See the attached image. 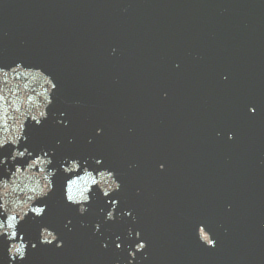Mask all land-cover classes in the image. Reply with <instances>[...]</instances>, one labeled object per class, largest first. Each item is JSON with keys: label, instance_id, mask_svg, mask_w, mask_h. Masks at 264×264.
Returning a JSON list of instances; mask_svg holds the SVG:
<instances>
[{"label": "water", "instance_id": "water-1", "mask_svg": "<svg viewBox=\"0 0 264 264\" xmlns=\"http://www.w3.org/2000/svg\"><path fill=\"white\" fill-rule=\"evenodd\" d=\"M168 264H264V33L216 129Z\"/></svg>", "mask_w": 264, "mask_h": 264}, {"label": "clouds", "instance_id": "clouds-1", "mask_svg": "<svg viewBox=\"0 0 264 264\" xmlns=\"http://www.w3.org/2000/svg\"><path fill=\"white\" fill-rule=\"evenodd\" d=\"M54 88H55V84L53 83V84H52V89L54 90ZM52 92H53V91H52ZM52 92H51V93H52ZM51 103H52V101H51V99H50V100H49V104H51ZM249 111H250L251 113H254L255 109H253V108H249ZM34 119H35V118H34ZM44 119H47V113H41V118H40V119H36V124L39 125L40 122H41L42 120H44ZM99 133H100V130L98 129V130H97V134H99ZM229 138L231 139V134H229ZM0 148H3V144H0ZM25 150H27V148H25ZM20 155L23 156V152H21ZM44 155H45V156H48L47 153H44ZM12 158L15 159V156H13ZM52 161H53V160H52L51 157H50L49 162L51 163ZM101 162H102L101 160L97 159V160L95 161V164H96L97 166H99V165L101 164ZM2 163H4V161H3V160H0V164H2ZM67 163H68V166H71V165H81V164H82L79 160H69ZM86 163H87V162H84L83 164H86ZM161 167H163V166H161ZM63 168H65V166H64V164H61V165H60V169H63ZM56 171H57V169L53 168V169H52V175H55V174H56ZM100 171L107 172L109 176H112V177H113V183H112V186H110V187H111V191H112V193H113L114 191L119 190L120 185H119V183H117V182L115 181L114 176H113V173L110 172V171H107V170H100ZM52 190H53V187L50 186L49 189H48V192L50 193ZM45 195L47 196L48 193H45ZM64 195H65V193H64ZM108 195H109V192H107V191L103 193V196H105V197H107ZM65 199H66L67 202H71V201H73V195L71 194L70 191L67 193ZM41 209H44V208H41ZM114 210H115V203H113V208H112V210H109V211L107 212V214H106V216H105V219H106V220H113V219H114V215H113ZM87 211H88V209H87L85 206H80V207L78 208V212H79L80 215H84ZM125 215H126V216H127V215H130V213L125 212ZM200 228H203V227H199V229H200ZM199 229H198V236H199V239L201 240ZM97 230H98V226H97ZM45 232L50 233L51 236L53 235V231H50L47 227L42 226L41 229H40V243H41V244H46V245H51L53 241L50 240V239H47V240H46V239L44 238V233H45ZM208 234H209V233H208ZM129 235H131V232L129 233ZM138 236H139V234H137V237H138ZM209 237H210V235H209ZM54 238H55V237H54ZM201 241H202V240H201ZM202 242L204 243V241H202ZM29 243H32L31 240H28V244H29ZM204 244H206V245H208V246H212V245L214 244V241L210 238V239H209V242H208V243H204ZM60 246H61L60 244H57V247H60ZM14 247H15L14 244H8L7 254H8V257H9V261H10V264H19V262L25 260V258H26V254H27L28 246H27V245H21L20 247H15V251H13V248H14ZM35 247H36V245L33 243V244H32V248L35 249ZM117 247H119V245H117ZM145 247H146V245H145L144 243H140V244H138V245L136 246V251L139 252V251L143 250ZM17 249H22V252H21L20 254H18V255H17V252H16ZM130 255H134V254H133V253H130Z\"/></svg>", "mask_w": 264, "mask_h": 264}, {"label": "snow or ice", "instance_id": "snow-or-ice-1", "mask_svg": "<svg viewBox=\"0 0 264 264\" xmlns=\"http://www.w3.org/2000/svg\"><path fill=\"white\" fill-rule=\"evenodd\" d=\"M42 121H43V120H42ZM42 121L40 122V124L42 123ZM36 212H37V214H38L40 217H42V214L45 212V209H37ZM199 231H200L201 233H204L206 230H205V228L203 227V228H200ZM50 236H51V234H50V233H47L46 235H44V238L47 240V239H49ZM0 241H2V238H0ZM208 242H209V240H208ZM16 252H17V254H20V253L22 252V249H17Z\"/></svg>", "mask_w": 264, "mask_h": 264}]
</instances>
